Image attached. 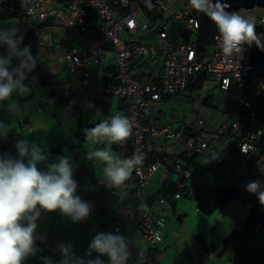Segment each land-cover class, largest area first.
I'll list each match as a JSON object with an SVG mask.
<instances>
[{
    "label": "built area",
    "instance_id": "1",
    "mask_svg": "<svg viewBox=\"0 0 264 264\" xmlns=\"http://www.w3.org/2000/svg\"><path fill=\"white\" fill-rule=\"evenodd\" d=\"M11 1L21 7L20 0ZM171 1L173 0H152L153 5L164 12V17L156 22L136 21L133 27L124 25L119 10L128 5H132L134 9H142L140 5L145 3V0H33L32 6L36 11L32 15L21 7V18L24 22L34 23L35 19L38 22L57 21L83 35L77 44L65 51L63 59L71 69L78 68L81 71L82 82L86 85L94 79L90 71L91 65L103 61L108 50L112 49L114 52L117 71L101 85L106 93L121 96L125 108L105 112L100 103L94 113L97 109L103 117L120 113L134 123L132 135L118 146L121 157H129L134 152L143 156L142 166L133 171L132 177L127 181L135 185L137 198L143 205L141 228L145 246L142 250V264H156L154 248L163 241L167 226L166 217L154 212L150 199L146 197L153 175L158 173L159 181L165 187L173 181L178 188L169 197L161 193L156 196L157 208H161L167 200L175 203L183 196L184 190L188 188L187 181L194 174L187 162L195 156L212 147L219 148L221 151H227L226 154H221L219 159L223 176L238 175L242 170L256 175L257 167L251 164L253 160L255 162L256 152L263 142L264 118L260 109L264 99V51L259 50L257 57L252 58L246 54L245 46L242 54L226 57L221 51L217 30L209 43L201 45L198 11L190 5L189 0L183 9L172 8L169 5ZM240 8L242 7L237 8L230 4L226 11L232 12ZM244 8V15L252 20L256 27L257 23L264 25L263 4ZM165 12H169L168 18ZM252 12L257 14V22L249 15ZM171 17L182 21L183 36L179 41L169 40L167 22ZM129 29L137 30V39H127L126 32ZM193 33L195 38L191 37ZM151 34H155V37L152 42H147L146 38ZM160 54L164 55L160 73L148 80H141V73L154 75V72L152 69H149V72L141 68L137 70L136 61L143 60L145 64ZM202 75L208 78L212 75L224 92L230 88L233 81L247 79L245 93L224 105L226 120L207 134H204L201 128L197 130L191 125L188 129L179 125L175 127L171 121L162 120L155 110L156 107L167 98L184 94ZM64 93L71 95L68 89H65ZM78 99L85 108L82 98ZM197 125L203 127L204 119H198ZM155 136L180 143L181 152L156 153L153 142ZM150 147L152 153L148 152ZM171 172L177 173L178 176L171 178ZM97 182L108 186V196L111 193L117 194L118 188L108 184L104 175H99ZM246 183L247 181L243 180L236 186L246 189ZM197 191L201 192L197 186L188 189V193ZM115 229L120 231L121 226L117 225ZM255 232L261 235L264 246L263 220L256 224Z\"/></svg>",
    "mask_w": 264,
    "mask_h": 264
},
{
    "label": "clouds",
    "instance_id": "2",
    "mask_svg": "<svg viewBox=\"0 0 264 264\" xmlns=\"http://www.w3.org/2000/svg\"><path fill=\"white\" fill-rule=\"evenodd\" d=\"M189 3L216 26L224 56L242 54L245 46L251 47L253 44L264 51V36L257 33L255 23L241 12L226 11L229 5L223 0H189ZM32 4L33 0H20V6L27 9L29 15L36 11ZM145 6L151 9L152 0H145ZM18 32V28L0 27V48L6 49L0 53V102L14 96H29L35 88L37 78L32 76L29 80V75L34 72L38 57L32 55L30 45H23L24 36L18 35ZM50 41L54 44L52 38ZM70 92L71 95L63 94L68 98L75 97ZM94 107L92 102L85 105V108ZM7 110L16 112L19 105L9 103ZM95 115L101 117L99 122L93 127L83 128L82 134L86 143L103 146L94 147L87 152L86 158L102 162L107 183L118 188L143 164L140 153L121 157L112 148V145L123 144L129 139L134 123L120 113L103 117L97 109ZM10 131V124L0 120V139L7 140ZM14 148L16 155L11 152L0 153V264H24L37 253L39 249L36 241L45 240L43 235L37 234V221L42 213L59 212L76 223L85 221L93 208L78 194V183L74 179L75 164L66 148L65 154L55 159L50 158L44 147L28 138L16 140ZM220 158L215 151H211L205 158L206 164ZM159 190L161 194H166L162 193L164 188ZM245 190L255 195L260 205L264 206V180L247 182ZM166 196L169 197L168 194ZM130 243L122 234L98 232L91 239L84 257L77 256L70 243H61L57 246L61 254L59 260L54 262L50 257H43L42 260L43 264H105L100 257L107 256L108 264H128L131 257ZM93 253L98 255L91 258Z\"/></svg>",
    "mask_w": 264,
    "mask_h": 264
},
{
    "label": "rangeland",
    "instance_id": "3",
    "mask_svg": "<svg viewBox=\"0 0 264 264\" xmlns=\"http://www.w3.org/2000/svg\"><path fill=\"white\" fill-rule=\"evenodd\" d=\"M186 2L187 0H173L169 3V5L175 9H183ZM140 11V8L134 10L132 19L130 21L124 20V25L130 27L137 20H139L140 23L148 21L149 19L145 14H139ZM236 11L241 12V14L244 15L246 9L242 7ZM249 15L254 18L256 22L258 21L257 14L252 12ZM165 16L168 18L169 12H165ZM17 21H19V19H17ZM55 23L46 26H38V20L35 19L34 23H30V25L24 30L25 37H30V39L27 42H23V45L31 46L32 55L37 56L39 61L34 72L29 75V80H31L32 76H35L38 79L40 77V73L49 72L50 63L53 67L57 66L55 69L57 73L55 75L51 77H42L38 81V84L46 90L43 93L45 100H49V98H51L46 94L49 87L56 91L55 98L56 101H58L59 106L58 119L62 122L61 119L66 117L63 121L64 125L58 123L55 127L54 138L44 139L49 146H57L60 141H63L64 143L62 144L66 145L69 142L74 144L77 139L84 137L82 135V130L78 135H76V129L78 128L80 117H85L86 114V111H77L81 108L77 105L75 100L69 99L63 95L65 89L74 90L77 87V85L75 86L73 83L67 81L78 82L81 73L79 69L76 71H70L75 69H71L68 64L61 63L64 61L63 55L59 57V62H57L56 55L58 52L54 55L50 50L49 47L54 45L51 44L50 38H53L52 40H54L57 45L61 41V32L59 31L66 30L61 25H55ZM23 24L24 23L22 21H19V27L23 28ZM167 25L173 29L171 35H169L170 39L181 40L183 36V24L181 19L171 17L168 19ZM256 31L258 34L264 36V25L257 23ZM191 37L195 38V33H193ZM106 54V61L111 60L113 62V50H108ZM160 55L149 60L148 68L152 69L154 74L160 71L163 67V59L160 60ZM108 64L109 61L104 63V65L99 63L93 68L95 76L94 80H101L102 72L100 73V71H102V69ZM111 65L112 64L110 63V66ZM144 68L146 69L147 67ZM37 79L35 85L38 87ZM206 95H208V99L204 100ZM30 99H35V96L29 97V99L23 101L19 108L23 111H33L36 109V106H34L35 104L38 105V107L40 106L39 103H34L30 101ZM224 101H226L225 92L221 90L219 82L214 79L212 75H210L209 78L205 80L202 87H194L191 90H187L181 98H167L165 102H161L155 110L162 120L171 121L175 127L179 125L185 126V128L188 129L191 125L197 130L201 128L203 133L207 134L213 128L218 127L226 120L223 107L225 105ZM49 102H51V104H47V107L44 109V111H46V113H43L44 115L49 114L53 110L51 106H56L53 104V101ZM69 117H72V119H69ZM91 117H93V115ZM200 118L205 121V125L203 127L197 125V121ZM93 119L94 118L89 120L92 121ZM97 119L98 118L96 117L95 120ZM84 121L83 128H85L86 125ZM66 123H68V125L70 123L72 124L71 131L66 129V127L68 128ZM154 142L156 143V148L159 152L168 150L179 153L182 150V145L180 143H174L171 139L165 140L155 136ZM14 144L15 142H13V146ZM209 150L210 149L195 156L188 162V165L194 175L188 179V188L184 190L183 196L177 200L175 210L169 200H167L166 204L162 205L161 208H157V205H155L154 212L164 215L167 222V226L164 230L165 237L163 241L158 243L160 244V252L164 253L165 256L161 261L162 264H196L197 262H200L201 257H203V264H254L257 260L261 259L264 254L261 237L260 241L257 240L255 236L249 235L248 230L244 227V222L250 214L251 207L259 203L255 195L248 194L246 191L241 189L238 193L239 195L233 196L226 204L217 207L212 213L206 214L201 212L197 207V199L200 192L197 191L188 193V189L192 186H197L202 192H204L209 187L217 188L219 186L236 184L239 181L240 176H230V178L222 176L223 169L221 165H219L217 168L218 170L216 169L215 171L207 170L204 167L206 162L205 158L208 156ZM56 155L58 157L61 154L57 153ZM183 159L184 161H187L186 158ZM257 173H261V169L259 167H257ZM169 176L171 178H175L178 174L171 172ZM250 178L251 177H248L246 179L252 181V178ZM156 187H158L157 189L164 188L162 193L166 192V194H168L167 187H164V184L159 181L158 173L153 175L148 191L151 192L155 190ZM131 195L133 200L129 201L128 204L137 200V192L135 189L131 191ZM108 197H110L108 202L111 205L116 204L115 197H118V195H112L111 193ZM118 202L121 208L118 210L116 207L117 211L129 210L128 204L120 200H118ZM232 225L234 227H232ZM231 227H236L237 231L244 232L245 237H240L238 240H235L234 247H229L221 252L224 247L225 238L232 233ZM197 232L204 236L205 242L209 245L208 248H204L203 250V246L206 243L202 244L197 242ZM157 251L158 248L154 255L156 264H158L156 256ZM252 256H256V260H252Z\"/></svg>",
    "mask_w": 264,
    "mask_h": 264
},
{
    "label": "crops",
    "instance_id": "4",
    "mask_svg": "<svg viewBox=\"0 0 264 264\" xmlns=\"http://www.w3.org/2000/svg\"><path fill=\"white\" fill-rule=\"evenodd\" d=\"M0 3H1V1H0ZM136 9H138V8H136ZM136 9H134V7L132 5H128L127 7H122L119 10V13L122 14L123 21L124 20L130 21L132 19L133 12ZM139 14H145V12H143V10L141 9ZM17 19H19V18H9V19L6 18L5 19V18L0 17V27L18 28L19 29L18 33L23 31V34H22L24 36L23 42H27L30 39V37L29 38L25 37V34H24L25 26L23 24V28L19 27L20 26L19 25L20 20L17 21ZM137 21H139V20H137ZM39 23L40 22H38V24ZM50 24H54V23H50ZM55 25H61L64 29H66L65 31H63V30L59 31V32H61L60 33L61 41L56 45V42L54 40H52L54 45L52 47H49L54 55H56V53L58 52V54L56 55V61L59 62V59H60L59 57L64 53V51L70 45L80 41L83 38V35H81L80 33L74 32L72 29L64 26L62 23L58 22V23H55ZM133 26L134 25H132L130 27H133ZM167 27L169 29V35H171V32L173 29H171L168 25H167ZM69 32H71V33H69ZM126 37L128 40L137 39V30H132V29L127 30ZM154 37H155V34L148 35V37L146 38V41L152 42ZM169 40L170 41H179L177 39L171 40L170 37H169ZM5 51H6V49L0 48V53H3ZM163 57H164V55L161 54L160 60H162ZM106 58H107V56H106ZM106 58L103 61L99 62L100 64L104 65V63L109 61V64L106 65L102 69V71H100V73L102 72L101 80L96 81L93 79L89 84L84 85L83 82L81 81L82 77L80 76L79 77L80 79L78 82L77 81H67V82L73 83L75 86L77 85V87L74 90L69 89L75 95V97H69V99L75 100L77 105H79L80 103H79L78 97H81L85 105L88 102H92L95 105L94 108H82L79 105V107L81 109H78L77 111H79V110L80 111H86V114H85V117H80V119H79L80 121L78 122V128L76 129V135H78L80 133V131L83 129V121L84 120H85L84 122L86 124L85 127H93V126H95V123L99 122V119L101 117H97L94 113V109L96 108V105L98 103H100V102L103 103L105 112H109V111L113 112V111L125 108V106H124L125 102L121 96L115 95V94H106L102 85H101L103 80H107L109 77L113 76L115 74V72L117 71V65L115 62V58H114L113 62L111 60L106 61ZM61 63L66 64L64 62H61ZM99 63L95 62L90 67V71L92 72L93 77H95L94 73H93V68ZM110 63L112 64L111 66H110ZM148 65H149V61H147L145 64H143V60H141V61H136L135 67L137 70L141 68V69L147 70V72H149ZM49 67H50L49 72L40 73V77L37 79V84H38V81L42 77H51L57 73V71H55L57 66L53 67L52 64L50 63ZM144 67H147V68L145 69ZM76 70L77 69L70 70V71H76ZM58 72H59V70H58ZM159 73H160L159 71L154 75H150L148 73H141V80H143V81L148 80L149 78H151V77H153ZM192 88H193V85L190 87V89H187V90H191ZM45 91L46 90H44V88L38 84V87L35 85V88L33 89L32 93L29 96H25V97L14 96V97L10 98V100H8V101L0 102V120H4L6 123H9L11 126V131L9 133L7 140L0 139V143L10 142L12 152L16 155L15 148L13 146V142H16V140H18V139L28 138L32 141L37 142L42 147H44L51 159H55L57 157V155H56L57 153L64 155L65 154L64 149L67 148V150H68L67 154L71 155L73 157V163L75 164L74 179L78 183V194L81 196L82 200L91 203L93 205V208H92V211H91L89 217L85 221L76 222V223H73L69 218L60 215L59 212L42 213L41 218L37 221V223H38L37 234L43 235L45 237V240L44 241H41V240L36 241V244H37V247L39 250L37 251V253L34 256H30L24 262V264H43V260H42L43 257H50L54 262L59 260L61 254L57 250V246L61 243H70L72 245V248H73V251L75 252V254L77 256L84 257L91 239L98 232H112L113 234L118 233V234H122V235L126 236L129 239V241L131 242L130 243L131 257L128 261V264H142V261H141L142 256H143L142 250H143L145 244H144V240H143V236H142L143 233H142V228H141V214L140 213H141V209H143V205L139 201L138 198H137V200H135V202L128 204L129 201L133 200L131 197L132 196L131 191H133L135 189V185L129 184L126 181L124 185L118 187V192H117V194H115V195H118V197H115L116 204L111 205L108 202L110 200V197L107 196L108 186L104 185V184L102 185V184L97 182L98 176L104 175L103 171H102V167H103L102 162L95 161V160L89 161L86 158L87 152L93 150L94 147H102L103 145L93 146L89 143H86L84 141V137L77 139V141L74 144L69 142L67 145L62 144L64 142L60 141L57 144V146H49L48 143L44 141V139L54 138L53 136L55 135V127L57 126L58 123H61L64 125L63 121L66 118L65 117V118L61 119L62 122H60V120L58 119V117H59L58 116L59 106H58V101H56V98H55L56 91L50 87L48 88V92H46V94L49 97H51V98H49V100L44 99L43 93ZM32 96H35V99H30V101H32L34 103H39V105H40L38 107V105L35 104L34 105V106H36L35 110H33V111L24 110L23 111L21 108H19L18 111L11 112V113L7 110V105L9 103L15 102L20 106V104L23 101L29 99V97H32ZM182 96H183V94L181 96H179V98ZM44 100H45V102H44ZM63 100H61V101H63ZM49 101H53L54 102L53 104H55L56 106L55 107L51 106V108L53 110L49 114L44 115L43 113L44 112L46 113V111H44V109L47 107V104H51V102H49ZM226 101H228V100H226ZM226 101H225V104L229 103L231 101V99L228 102H226ZM262 105H263V107L261 106V108L263 110L264 99H263ZM223 107L225 108L226 106H223ZM223 107H222V110H223ZM42 114H43V117H42ZM92 115H93V117H91ZM96 117L98 118L97 120H95ZM92 118H94V119L92 121H90L89 119H92ZM69 119H72V117H69ZM66 125L68 126V128L66 127V129L71 131L72 130V127H71L72 124L70 123L68 125V123H66ZM262 141L263 142H262L261 147L256 152L255 162L253 160V163L251 164L252 166H256V167H259L261 169L260 174L256 173V175H251L250 172L242 170L239 172L238 175H224V176L229 177V178H230V176H240L239 181L236 184H239L243 180H246L247 182H249V180L246 179L248 177H251L252 181L264 180V177L262 174V171H264V121H263ZM153 142H154V137H153ZM215 145H217V144H215ZM112 148L114 151H116L119 154V146L118 145H112ZM154 151L156 153L157 152L159 153V151H157V148H156V143H155V150ZM163 151H168V150H163ZM211 151L217 152L218 155H219V153L221 154V150L219 148H214V147L210 148L209 154ZM148 152L152 153L151 147L149 148ZM160 152H162V151H160ZM226 152L227 151H222V154H226ZM188 162H187V164H188ZM131 177H132V175H131ZM231 185H233V184H231ZM157 188L158 187H156L155 190L149 192L148 191L149 187H148V189L146 191V197H148L150 199L153 209L155 208V205H157L156 196L160 195V192H159L160 190ZM209 188H208V190H209ZM242 190L246 191L245 189H242ZM156 192H157V194H156ZM248 194H250V193H248ZM118 200L123 201L124 203L128 204L129 210L128 211H117V208H118V210H120V208H121ZM176 203H177V201H176ZM176 203L175 204L171 203L173 208H174V206H176ZM165 204H166V202H165ZM141 206H142V208H141ZM117 225L121 226L120 231H116L115 227ZM232 227H234V226L232 225ZM234 230L237 231L236 227L232 228V231H234ZM237 233H239V234H237V236H235V239L233 241L238 240L240 237H243V238L245 237L244 232L237 231ZM249 235L255 236L256 239L260 241V237H261L260 234H258L256 232H252V233H249ZM200 236H201V238H200ZM196 240L198 243H202V244L206 243L204 236L201 235V233H199V232H197V234H196ZM159 245L160 244H158L154 248V255H155V251L158 248L157 255H156L157 256V263L162 264L161 261L165 256H164V253L160 252ZM234 246H235V244L233 242V243H231V245L229 247L231 248ZM262 247L264 248L263 245H262ZM97 255H98L97 253H93L91 258H95ZM256 256H252V260H256L255 259ZM100 258L105 262V264H108L107 256H101ZM203 263L204 262L202 261L201 264H203ZM196 264H200V262H197ZM254 264H264V254L262 255L261 259L257 260Z\"/></svg>",
    "mask_w": 264,
    "mask_h": 264
},
{
    "label": "trees",
    "instance_id": "5",
    "mask_svg": "<svg viewBox=\"0 0 264 264\" xmlns=\"http://www.w3.org/2000/svg\"><path fill=\"white\" fill-rule=\"evenodd\" d=\"M153 5V3H152ZM143 12H145L146 16L151 21H157L160 18L164 17V12L159 9L157 6H154L149 9L145 6V3L140 5ZM22 9L19 7V5L11 0H2L0 3V17L2 18H19L20 21L24 23L25 28L30 25L28 22H24L22 20ZM199 18H200V33H199V42L201 45L207 44L212 40V37L215 33L216 26L212 23V21L203 13L199 12ZM51 21H41V23L38 24V26H45L50 24ZM257 28V27H256ZM25 30V29H24ZM23 31L18 33V35H22ZM259 48L256 47L254 44L251 47L246 46V54L249 57H257V54L259 52ZM208 78L206 75H202L197 83L192 84L194 87H202L205 80ZM247 88V79H241V80H235L231 84L230 88L225 92V98L226 100H232L237 97L242 96L245 93V90ZM208 99V95L204 97V100ZM263 107V105H262ZM261 116L264 118V108L260 109ZM246 125V124H245ZM11 152V154L15 155L12 152V148L10 146V142L0 143V153H7ZM220 154V153H219ZM222 154V151H221ZM220 154V156H221ZM220 163L219 160L212 162L211 164H206L204 167L207 170L215 171L219 167ZM218 170V169H217ZM241 187L236 186V184L233 185H224L219 186L217 188H209L204 192H201L197 199V207L201 212H204L206 214L212 213L217 207L226 204L230 198L233 196L239 195L238 193L241 191ZM178 188L176 184L172 181L171 184L167 187L168 195L171 196V194L175 191H177ZM173 204V203H172ZM175 204V203H174ZM176 208V206H174ZM175 210V209H174ZM264 221V206L260 205V203L254 205L251 207L250 214L248 215L246 221L244 222V227L248 230L249 233L255 232L256 224L259 221ZM237 231L234 230L232 233L225 238L224 240V247L221 250V252L224 251V249H228L231 243H233L235 236H237ZM199 238V237H198ZM201 238V236H200ZM209 245L205 244L203 246L204 248H208ZM215 249V246H214ZM203 260V257L200 258V262Z\"/></svg>",
    "mask_w": 264,
    "mask_h": 264
},
{
    "label": "water",
    "instance_id": "6",
    "mask_svg": "<svg viewBox=\"0 0 264 264\" xmlns=\"http://www.w3.org/2000/svg\"><path fill=\"white\" fill-rule=\"evenodd\" d=\"M227 5L234 4L237 8L251 7L254 4H264V0H223Z\"/></svg>",
    "mask_w": 264,
    "mask_h": 264
}]
</instances>
